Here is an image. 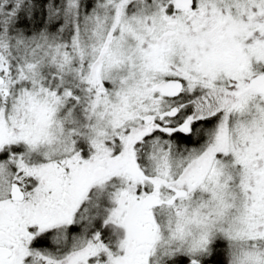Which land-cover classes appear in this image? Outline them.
Wrapping results in <instances>:
<instances>
[{"label":"snow or ice","instance_id":"snow-or-ice-1","mask_svg":"<svg viewBox=\"0 0 264 264\" xmlns=\"http://www.w3.org/2000/svg\"><path fill=\"white\" fill-rule=\"evenodd\" d=\"M0 264H264V0H0Z\"/></svg>","mask_w":264,"mask_h":264}]
</instances>
